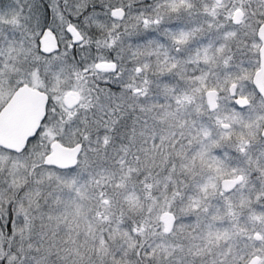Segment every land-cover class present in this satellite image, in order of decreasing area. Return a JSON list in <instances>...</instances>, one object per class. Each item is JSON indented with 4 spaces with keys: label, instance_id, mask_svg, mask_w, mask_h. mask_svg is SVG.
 Masks as SVG:
<instances>
[{
    "label": "snow or ice",
    "instance_id": "1",
    "mask_svg": "<svg viewBox=\"0 0 264 264\" xmlns=\"http://www.w3.org/2000/svg\"><path fill=\"white\" fill-rule=\"evenodd\" d=\"M0 264H264V0H0Z\"/></svg>",
    "mask_w": 264,
    "mask_h": 264
}]
</instances>
